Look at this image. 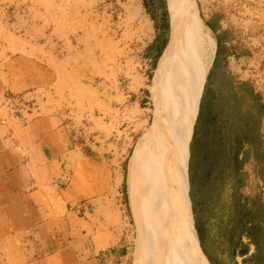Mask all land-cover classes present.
Masks as SVG:
<instances>
[{"label": "rangeland", "instance_id": "obj_1", "mask_svg": "<svg viewBox=\"0 0 264 264\" xmlns=\"http://www.w3.org/2000/svg\"><path fill=\"white\" fill-rule=\"evenodd\" d=\"M164 2L156 0L155 7L162 10ZM194 2L199 19L203 13L216 11L222 25L234 26L241 33L239 47L247 49V56L238 59L234 55L226 66L264 97V0ZM135 5L140 7L137 12ZM151 34L152 23L140 0L0 2V62L18 55L30 59L33 64L26 65L27 71L40 79L41 86L32 88L33 95H25L27 103L34 101L33 106L42 112L55 111L63 117L68 156H74L67 182L76 201L82 191L85 197L96 194L99 185H105L110 196L120 193L131 264H158L159 255H155V233L150 232L145 217L144 171L136 173L131 196L127 188L131 156L153 119L154 95L149 85L158 59L155 64L143 60V47ZM45 66L52 68V82L44 76ZM214 88L225 91L224 81H217ZM226 101L217 100L222 106ZM2 111L6 114L4 106ZM258 133L264 145V119L258 123ZM116 165L121 171L126 165L127 194L121 174L110 168ZM246 172L252 175L251 168ZM248 179L244 191L259 194L264 203V183L252 176ZM6 260L0 248V264H8Z\"/></svg>", "mask_w": 264, "mask_h": 264}, {"label": "crops", "instance_id": "obj_2", "mask_svg": "<svg viewBox=\"0 0 264 264\" xmlns=\"http://www.w3.org/2000/svg\"><path fill=\"white\" fill-rule=\"evenodd\" d=\"M0 2L15 5L22 0ZM140 2L152 23V34L143 47V60L155 64L158 59L155 67L158 70L167 57L169 45L168 1L165 0L162 10L155 7L156 0ZM148 3H152L153 8L150 9ZM200 20L212 36L215 49L201 91V94L205 93V106L202 119L195 127L196 139L203 138L207 131L212 139V133L216 131V144L224 147L223 153H229L230 157L235 155L237 160L243 159L237 169L243 178L239 192L249 194L251 192L244 189L250 176L264 183V145L258 136V123L264 119V97L250 83L234 77L226 66L234 55L238 59L247 56V49L239 47L241 33L234 26L222 25L221 15L216 11L201 14ZM32 64L30 59L20 55L0 62L2 254L8 264H131L127 262L129 246L124 216L119 208L120 193L110 196L109 189L99 185L92 196L85 197L82 191L78 202L69 187L68 168L74 156H68L69 142L63 117L55 111L42 112L38 106L27 111L25 106L15 105V100L8 101L5 97L16 95L28 100L25 95H33L32 88L41 86L40 79L27 71L26 65ZM44 70L46 80L52 82V68L45 66ZM220 80L224 81L225 91L214 88ZM220 98L227 100L223 106L217 102ZM3 106L6 114L2 111ZM9 107L17 109V113H11ZM207 108L216 116L214 129L204 122ZM187 151L188 147L186 161ZM124 167L122 171L118 165L110 168L121 174L122 182L124 176L126 189V165ZM249 168L252 175L246 172ZM188 189L187 178V195ZM189 216L199 254L201 251L208 264V258L214 264H264V244L251 242L245 232L234 234L229 244L225 240L228 231H223L214 220L206 221L201 227L204 254L194 228L191 205Z\"/></svg>", "mask_w": 264, "mask_h": 264}, {"label": "bare ground", "instance_id": "obj_3", "mask_svg": "<svg viewBox=\"0 0 264 264\" xmlns=\"http://www.w3.org/2000/svg\"><path fill=\"white\" fill-rule=\"evenodd\" d=\"M167 1V57L149 85L153 119L131 156L127 188L131 196L136 173L144 171L145 217L155 233L158 264H203L190 225L186 150L215 42L203 29L194 0Z\"/></svg>", "mask_w": 264, "mask_h": 264}, {"label": "trees", "instance_id": "obj_4", "mask_svg": "<svg viewBox=\"0 0 264 264\" xmlns=\"http://www.w3.org/2000/svg\"><path fill=\"white\" fill-rule=\"evenodd\" d=\"M204 94L202 93L199 98L187 151L188 200H190L199 245L206 254L201 244V227L210 220L219 223L223 231H228L225 240L229 244L233 241L234 234L242 232L250 236L251 242L264 244V203L259 194L239 192L243 178L237 169L242 165L243 159L237 160L235 155L230 157L229 153L228 155L223 153L224 147L216 144V131L212 133V139H209L208 131L204 133L203 138L196 139L195 127L202 119V109L205 106ZM212 112L209 108L205 109L204 122L214 129L216 116ZM123 171L125 174V167ZM122 187L125 193L124 176ZM200 254L201 261L205 262L203 264H208L201 251ZM208 261L214 264L209 258Z\"/></svg>", "mask_w": 264, "mask_h": 264}, {"label": "built area", "instance_id": "obj_5", "mask_svg": "<svg viewBox=\"0 0 264 264\" xmlns=\"http://www.w3.org/2000/svg\"><path fill=\"white\" fill-rule=\"evenodd\" d=\"M232 57H233V55H231ZM6 97V99L8 100V101H12V100H15V105H18L19 104V106H22V107H26V110L27 111H29L30 109L29 108H31V107H33V105H32V103L30 102V104H28L27 102L28 101H26V100H23V99H21V98H18L16 95L14 96H12V95H6L5 96ZM10 106V105H9ZM13 110H15L14 109V107H13ZM17 109H16V113H17ZM262 194H264V188L262 187Z\"/></svg>", "mask_w": 264, "mask_h": 264}]
</instances>
